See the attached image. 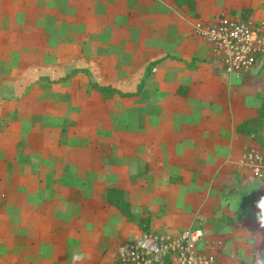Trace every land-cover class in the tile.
<instances>
[{"label": "crops", "instance_id": "obj_1", "mask_svg": "<svg viewBox=\"0 0 264 264\" xmlns=\"http://www.w3.org/2000/svg\"><path fill=\"white\" fill-rule=\"evenodd\" d=\"M191 1L192 11L176 0H0V58L7 60L0 62L21 66L0 72V98L9 99L5 113L39 111L50 113L48 120L66 119L60 116L63 98L79 96L78 91L37 90L26 87V82L34 71L36 80H53L57 66L65 64L63 50H78L91 40V31L81 35V17L93 18V30L98 18L97 31L104 23L103 31L113 33L107 29L109 18L119 27L123 63L143 68L133 79L132 91L118 92L143 102L136 104L132 118L144 122H137L133 131L123 125L118 135L102 138L95 136V122L88 125L85 138L78 136V129L70 130L73 136H53L47 132L50 127L27 124L22 115L8 127L0 124V264L97 263L96 224L106 218L104 206L117 211L105 202L109 188L123 190L136 215L143 216L142 207L151 202L153 209H170L173 217L160 219L158 226L189 221L188 226L205 227L190 222L195 217L192 211H198L202 220H234L242 205L245 211L235 226L252 231H236L256 242L257 248L248 250L234 226H225L220 233L206 226L210 234L224 239L217 264H255L257 254L264 258V230H259L264 219L258 206L264 184L240 164L246 150L264 151V146L236 132L242 122L260 117L264 57L241 78L229 77L209 46L192 32L197 19L208 23L221 16H249L260 22L264 0ZM4 49L8 50L2 57ZM121 76L132 81L133 74ZM32 96L42 99L31 104L27 98ZM92 105L89 122L96 112ZM70 109L73 124L79 109L75 105ZM122 117L128 118L126 110L117 118L120 123ZM259 134L264 139V125ZM117 213V219L126 222ZM134 229L129 239L143 232ZM114 251L115 247L112 264Z\"/></svg>", "mask_w": 264, "mask_h": 264}, {"label": "rangeland", "instance_id": "obj_2", "mask_svg": "<svg viewBox=\"0 0 264 264\" xmlns=\"http://www.w3.org/2000/svg\"><path fill=\"white\" fill-rule=\"evenodd\" d=\"M119 11V10H117ZM109 14V13H108ZM113 20V19H112ZM107 18V29H109L113 33H106L103 31L104 23L100 26V32L97 31L98 23L100 24V21H98L97 18V28L94 29L93 26V18L88 17H81L80 19V30L83 31V34L85 35L86 31L88 32V35L90 36L91 40L87 42L81 43L82 47L80 49H64V61L65 64L63 66H57L58 68V75L54 77L52 80L51 78H46L45 80L40 78L37 79L38 71H34L33 78L31 81H27L26 87L32 88V89H50L52 91L54 90H62L64 89L65 92H68L71 90V92L78 91L79 96H72L71 94L65 95V98H63L65 110L63 111V114L60 113V116H63V118L66 117V119H58V120H48L51 116L50 113H40L37 112H29V113H13V112H7L6 110V103L9 101L8 98H5V100L0 98V124L6 125L8 127V123H14L16 119H18L19 115L24 116L23 121L27 124H33L34 127H42L43 125H46L48 128L47 132L52 133L53 136H57L58 134L60 137H69L73 136L74 134L70 133V130L78 129V136L85 138L87 133L90 131L89 124H92L95 122L94 129H96L95 136L96 138H102L108 134L111 133V136L116 133L118 135L119 133V127L121 128L123 125L129 128V130H136L135 127L137 125V122L140 124V120L133 117L132 115L135 113L133 109L135 108L136 104L140 101H136L135 97H104L102 94L97 91L96 89L92 88V85H97L99 87H110L114 90L124 89L127 88L128 90H133L135 87V77L136 74L142 72V66L135 64V63H129L125 64L123 63V57L121 58V52L123 49H120L119 47V34L117 31L119 30V27L115 26L113 24V21ZM264 19H260L262 21ZM95 21V20H94ZM93 26V27H92ZM106 29V30H107ZM117 33V37L116 36ZM116 39V40H115ZM0 42H3L1 40ZM9 43V42H8ZM116 45V48L111 46ZM105 46V47H104ZM113 47V48H112ZM8 50V49H7ZM7 50H3L4 53L1 55L2 57L7 53ZM17 50V49H16ZM24 50H17L16 52H23ZM131 54L134 56L135 50L130 51ZM4 60L7 62V60L3 57L0 58V61ZM68 62V63H66ZM71 62V63H69ZM13 67V70L20 68L21 66L15 65L10 66L7 64H2L0 62V72H8V68ZM39 66H33L32 69H36ZM59 70V68H61ZM122 73H132L133 77H131L132 81L129 80H121ZM149 73L147 71V66L145 68V77L149 76ZM64 79V81H62ZM5 82V81H4ZM13 82V81H12ZM10 82V84L12 83ZM8 84V82H5ZM20 82L16 83L19 84ZM1 84V82H0ZM143 87V86H141ZM128 93V92H127ZM145 96H142V99ZM141 98V97H140ZM42 98L39 96H32L27 98V100L31 101V104H34L36 101L39 103V101ZM11 100V99H10ZM148 97L146 99H143V101L148 102ZM145 102V103H146ZM93 103L92 107H95V115L92 118L91 122L90 119H88V116H90L88 113V106ZM143 102H140V104ZM72 105H75L77 109H79V116H78V122H75L71 124L70 121V115L71 110L70 107ZM68 108V109H66ZM109 110L107 113L105 110ZM123 110L127 111L128 118L125 119L122 117V121L125 123H120L117 118L121 115V112ZM70 113V114H69ZM54 116L56 114H53ZM123 115V114H122ZM58 117V115H56ZM124 116V115H123ZM112 117V121L108 120ZM57 121H59L60 128L57 127ZM139 124V125H140ZM144 124V122L142 123ZM3 126V125H2ZM51 126H55L52 127ZM72 127V128H71ZM46 128V127H45ZM49 136V134H48ZM116 136V135H115ZM113 150H116L113 148ZM113 159L115 160V154L113 153ZM113 165L116 164V161H110ZM146 174V173H145ZM129 193V192H128ZM128 195V194H127ZM129 196V195H128ZM147 196H150L149 194ZM97 200V199H96ZM99 200V197H98ZM97 200V206H99V201ZM151 202V201H150ZM134 204V200H133ZM152 202L149 205H146V207H142V214L143 216H147L150 218V228L153 230H170V229H181L186 226H188L189 221L186 223H182L181 225L173 224H162L158 226V222L160 219L165 220L173 217L170 209H153L151 208ZM104 214L106 218H103L102 221L98 224H96L94 232H96L97 240L93 241L95 245H97V250L99 251L98 258L95 259L97 263L95 264H112V251L113 248L121 242L125 237L129 235L131 230H138L141 233V230L135 225L128 223L127 221L124 222V219H117L118 213L117 211L114 212V209L104 206ZM99 211V210H98ZM103 211V210H102ZM193 215L195 216L192 218L191 221H194L196 224H202L205 227H210L213 231L220 233V231L225 227L223 224L216 222L213 220H202L200 219V215L198 214V211H192ZM194 219V220H193ZM110 220H112L110 225ZM156 223V225H155ZM261 229L260 231L264 230V226L259 225ZM237 228H243L241 226H234L233 231L239 234V238H241V243L244 244L248 250L253 249L255 250L257 248L256 242H250L247 238V236L242 237L243 235L240 234V232L236 231ZM242 232H245L246 234L249 233L250 228H243L241 229ZM115 237L114 235H116ZM257 233V232H256ZM223 234V233H221ZM131 235V234H130ZM225 236V234H223ZM244 238V239H243ZM127 239H129L127 237ZM132 239V238H131ZM231 239H227V242ZM237 246L238 241H236ZM240 244V243H239ZM85 245V244H84ZM237 251H242L240 248L235 247ZM236 262V260H235Z\"/></svg>", "mask_w": 264, "mask_h": 264}, {"label": "built area", "instance_id": "obj_3", "mask_svg": "<svg viewBox=\"0 0 264 264\" xmlns=\"http://www.w3.org/2000/svg\"><path fill=\"white\" fill-rule=\"evenodd\" d=\"M193 34L210 48L214 60L227 76L241 78L264 57V20L249 16H221L205 23L197 19ZM241 166L264 184V151L250 148ZM264 219V212L260 210ZM224 239L203 226L190 225L170 230H148L115 246L114 264H217Z\"/></svg>", "mask_w": 264, "mask_h": 264}, {"label": "trees", "instance_id": "obj_4", "mask_svg": "<svg viewBox=\"0 0 264 264\" xmlns=\"http://www.w3.org/2000/svg\"><path fill=\"white\" fill-rule=\"evenodd\" d=\"M178 6L187 5L192 11L194 10V2L191 0H176ZM242 15H246L242 12ZM93 89L99 91L104 97H113L119 95L120 97H132V94H121L120 92L110 88V87H99L96 84L92 85ZM259 118L251 119L242 122L236 127V132L240 134H245L251 136L258 144L264 146V139L260 136L261 129L264 125V102L259 109ZM105 202L113 206L119 214L125 218L128 223L135 224L141 231H148L150 226V218L145 216H139L132 212L131 205L126 199L125 192L117 188H109L106 190ZM245 211L244 207L238 209L235 219L228 217H223L218 221L224 226H235L239 222L242 213Z\"/></svg>", "mask_w": 264, "mask_h": 264}, {"label": "clouds", "instance_id": "obj_5", "mask_svg": "<svg viewBox=\"0 0 264 264\" xmlns=\"http://www.w3.org/2000/svg\"><path fill=\"white\" fill-rule=\"evenodd\" d=\"M258 206L260 207L262 212H264V198L260 199ZM262 226H264V221H262ZM75 258L77 259L79 257L77 256ZM255 264H264V258H261V256L259 254H257L256 259H255Z\"/></svg>", "mask_w": 264, "mask_h": 264}]
</instances>
